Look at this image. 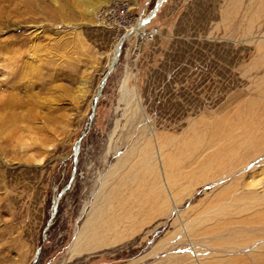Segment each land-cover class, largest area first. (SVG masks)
Listing matches in <instances>:
<instances>
[{"label": "rangeland", "instance_id": "obj_1", "mask_svg": "<svg viewBox=\"0 0 264 264\" xmlns=\"http://www.w3.org/2000/svg\"><path fill=\"white\" fill-rule=\"evenodd\" d=\"M158 2L0 0L1 264H264V0H165L140 25ZM125 209L131 236L71 258Z\"/></svg>", "mask_w": 264, "mask_h": 264}, {"label": "bare ground", "instance_id": "obj_2", "mask_svg": "<svg viewBox=\"0 0 264 264\" xmlns=\"http://www.w3.org/2000/svg\"><path fill=\"white\" fill-rule=\"evenodd\" d=\"M164 1L165 0H159V2L157 4L158 7L156 6L157 7L156 12H154V10H153V12L151 14H149V16H147L146 19L141 20L140 25H142V24L145 25L151 19H153L155 17L156 13L159 11V9H160V7ZM132 36H133L132 34L128 33L125 36H123L124 38L122 37L119 40V42L117 43V45L113 51V55L111 57L109 67H108L109 69L111 68L110 72H112L114 67H115V61H116L117 55H119V53L122 51V47L124 44L123 42L126 39L131 38ZM102 85H103V83H101L97 88V92H96L95 98H94V106L92 108L93 111L96 110L97 103L101 97V91L103 89ZM83 97H84V94L77 99V102H80V100H82ZM15 98L17 99V97L15 95H13V101ZM13 101L10 98L5 100L2 103V107L5 110L7 107H8L7 109L17 107L18 105L13 104ZM74 104H75V102H74ZM19 108H22V107H19ZM78 151H79V143H77L75 145V155L78 154ZM134 158H135V156H134ZM134 158H132V156L120 158L119 160H122V162L119 161L118 165L120 166L123 163L124 168L133 169L136 166L135 165L136 163L139 165L138 162H133ZM39 162L42 163V160H40ZM134 169H136V168H134ZM125 175H126V173H125ZM61 199H60V196H58L55 199V201H54V212H55V207L57 205H59L58 202ZM126 206H130V207L135 209V207L131 206L128 202H126V204L123 205L122 208H125ZM112 212L113 213H111V212L105 213L104 212L105 217H101L98 214H94L91 219H88V221L84 224V226L82 227L79 234L76 236L75 240H73V244L69 248V253L71 255V258L75 257V255L81 256L84 253H91L94 251L110 248L111 246H114L118 243H121L123 240L126 239L127 236L129 237V236H131V234H133L134 226H132L131 234L127 233V235H125V234L121 235L118 231H120L121 233H125L124 231H126L130 227L132 220L136 217V215L132 214L131 210L125 209V210H123V212H120V213L121 214L125 213L127 215V216H125L126 220H121L120 217H117V214H116L117 211H112ZM114 216H116V217H114ZM39 254L40 253L38 251L36 253V255L34 256L33 263H35L37 261V259L39 258ZM2 262H6V260H5V258H3L2 254L0 253V264Z\"/></svg>", "mask_w": 264, "mask_h": 264}, {"label": "water", "instance_id": "obj_3", "mask_svg": "<svg viewBox=\"0 0 264 264\" xmlns=\"http://www.w3.org/2000/svg\"><path fill=\"white\" fill-rule=\"evenodd\" d=\"M156 6H157V5H156ZM157 7H158V6H157ZM157 7H155L154 12H156ZM120 55H121V52L119 53V55H117V57H116V61H115V64L118 63ZM110 74H111V72H108L107 75L105 76V79H104V82H103L102 88L105 87V85H106V83H107V80H108V77L110 76ZM94 115H95V111H93V113H92V115H91V120L93 119ZM83 137H84V136H83ZM83 137L79 140V144L81 143ZM75 159H76V162H77V158H76V157H75ZM67 189H68V187L65 188V189L62 191V193H61V195H60V199H61V197H62V194L65 193V192L67 191ZM57 208H58V206L55 207V212L53 213L52 218L55 216V213L57 212ZM51 222H52V220L50 221L49 225L51 224ZM48 227H49V226H48ZM40 250H41V249H40ZM40 250H39V253H40Z\"/></svg>", "mask_w": 264, "mask_h": 264}, {"label": "built area", "instance_id": "obj_4", "mask_svg": "<svg viewBox=\"0 0 264 264\" xmlns=\"http://www.w3.org/2000/svg\"><path fill=\"white\" fill-rule=\"evenodd\" d=\"M124 13H125V11L122 10L121 14L123 15ZM158 33H159V29L158 28H148L144 32V37L148 41H153L158 36Z\"/></svg>", "mask_w": 264, "mask_h": 264}]
</instances>
